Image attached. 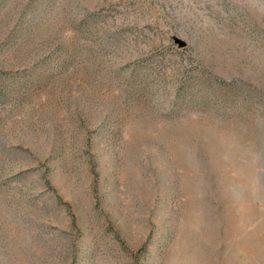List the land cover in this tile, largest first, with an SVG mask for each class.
<instances>
[{"label": "rangeland", "instance_id": "1", "mask_svg": "<svg viewBox=\"0 0 264 264\" xmlns=\"http://www.w3.org/2000/svg\"><path fill=\"white\" fill-rule=\"evenodd\" d=\"M0 264H264V0H0Z\"/></svg>", "mask_w": 264, "mask_h": 264}]
</instances>
